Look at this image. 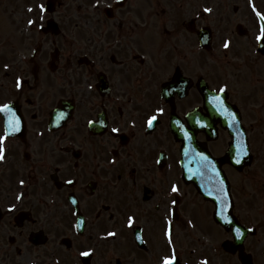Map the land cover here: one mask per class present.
<instances>
[{"label": "flooded vegetation", "instance_id": "obj_1", "mask_svg": "<svg viewBox=\"0 0 264 264\" xmlns=\"http://www.w3.org/2000/svg\"><path fill=\"white\" fill-rule=\"evenodd\" d=\"M78 21L83 28L86 15L82 7L79 8ZM194 6L191 0H125L117 7L113 0V19L110 22L109 30L103 34L101 32L98 38L87 39L82 37L80 42V57H84L85 63L80 64L81 77L79 83L88 84L89 76L103 71L110 76L113 82V95L117 93L118 88H127L130 81V68L128 66H111L113 64V55H120L123 60L127 59L128 54L137 51L145 55L146 60L139 62L142 66H166L160 76L162 83L172 79L177 69L182 66H196L197 59V39L196 35L189 31L190 22L193 20ZM69 19V16H66ZM31 45V41L28 42ZM18 46L21 44H17ZM157 45L156 52H150L151 46ZM38 58L36 57V61ZM71 58H67L64 64L63 74H68ZM42 59L40 62L42 63ZM42 66V65H41ZM149 67L142 71L139 78L144 77ZM70 72V71H69ZM150 72V71H149ZM16 77L23 78V89L16 94V101L25 118L27 129L34 132L45 130L48 120V111L43 105L46 95L40 94L38 98V89L48 85L52 80V75L42 76L33 73L29 58L20 55L14 66ZM138 72L136 73V76ZM153 76V75H149ZM187 78H193L186 75ZM83 82V83H84ZM127 91V89H125ZM113 95L104 96L103 102L100 98L94 97L95 103H102L113 113ZM90 99L91 95L87 92L83 95ZM129 100L145 101L141 95H128ZM184 101H177L178 108L182 110ZM128 116V113H126ZM60 136V132L54 134ZM63 136L60 137L62 139ZM141 143L147 147H160L164 144L162 134L156 135L152 140L138 137Z\"/></svg>", "mask_w": 264, "mask_h": 264}, {"label": "snow or ice", "instance_id": "obj_2", "mask_svg": "<svg viewBox=\"0 0 264 264\" xmlns=\"http://www.w3.org/2000/svg\"><path fill=\"white\" fill-rule=\"evenodd\" d=\"M95 2H96V6L100 5V0H95ZM38 8H39L40 12H42V13H46L48 11V8L44 4H39ZM252 8L256 12V15L259 17V19L261 21L259 24L258 34L255 36V40L257 42H261V46H260L259 50L261 52H264V13L257 11L254 3L252 4ZM29 11H33V9L30 8ZM204 11L210 13L213 11V9L205 8ZM41 19H43V17H41ZM35 23H36V21H34V20H31V19L28 20L29 25H33ZM40 27H43V25H40ZM230 46H231V41L225 40L223 43V47L225 49H229ZM4 67H5V69H7L10 66L8 64H5ZM173 83H177V81H173ZM22 86H23V78L17 77L15 87L17 89H21ZM90 87H91V85H90ZM227 91H228V85L227 84H224L223 86H221L219 88V93H221V94L226 93ZM161 94H163V88L161 90ZM210 102L216 108L217 111H220L222 114H226V115L231 116L233 119V122H239L238 118H237V114L235 112L230 111L227 108V105L225 103V99H224L223 95H220V94L213 95L210 98ZM153 111L156 114H151V115L146 114V124H147L148 129L154 128L155 123L158 121L159 116H162L165 113V108L161 107V106H157ZM0 113H3L4 117H5V128H4L3 134L0 135V161H4L5 160V154H6L5 141L8 139L10 134L21 132L24 122L22 121L21 117L19 115H17L14 107L10 103H0ZM89 123H93V122L89 121ZM132 123H133V127H134L135 121H133ZM176 123H179V121H177ZM120 131H121V129L119 127H113L111 129V132L113 134H119ZM186 138L191 139V136L187 135V133H186ZM248 150H249L248 145H245L241 148V150L234 157L235 164L240 165L243 163V157L247 156ZM199 161H200L201 168H204V169L211 168V170L217 176L220 175L219 169H217L215 166V162L213 160H211L204 153L199 154ZM68 182L72 183V181H68ZM24 183H25L24 180H20V184H24ZM220 184H221L220 191L225 193L226 207H231V203L229 201V197L227 194V189L223 186L224 185L223 177H220ZM170 189H171V192H173V193H179V191H180V188L177 184H171ZM177 203H178V201L176 199L171 200V205L175 206V205H177ZM15 208H16V205H12L10 210H14ZM173 211H174V209H173ZM217 214H220V213L218 212ZM134 219L135 218L133 216H129L127 218V223H128L129 227L132 226ZM226 222L231 224L232 221L229 218ZM189 223H191V221H189ZM233 231H234V236L236 238L239 239V238L244 237V229L242 227H235ZM249 231H252V230L249 229ZM173 232H174L173 224H172V221L169 220V221H167V227L165 229L164 235L167 239V243L169 245H171L172 247L170 249V254H164L160 257V264H177V261L179 258L177 256L176 248L174 246ZM116 235H117V233L114 231L107 233V236H113L114 237ZM93 254H94V249H89V250L82 251L80 253V256L86 257V258H91V256ZM203 264H208V261L207 260L203 261Z\"/></svg>", "mask_w": 264, "mask_h": 264}, {"label": "rangeland", "instance_id": "obj_3", "mask_svg": "<svg viewBox=\"0 0 264 264\" xmlns=\"http://www.w3.org/2000/svg\"><path fill=\"white\" fill-rule=\"evenodd\" d=\"M263 3V0H262ZM261 103L259 104L261 108H257L254 114L246 115V123L250 124L251 128V138L256 142V148L254 149L257 159L255 158L253 165L250 168L245 170L246 181L252 182V192L263 190L264 191V90L260 93ZM256 97H253L255 99ZM260 145V146H257ZM234 179L236 178L233 177ZM242 192L238 193V201L242 207L247 208L249 201V189L246 188L245 184L241 187ZM264 194H262L263 196ZM260 200V199H258ZM255 209L252 211L253 215L264 225V203L257 202L255 203ZM198 219V218H197ZM210 218L206 215L204 211V217L199 215L198 227L204 226L205 230H213L212 223ZM264 235L259 236L260 241H262Z\"/></svg>", "mask_w": 264, "mask_h": 264}]
</instances>
